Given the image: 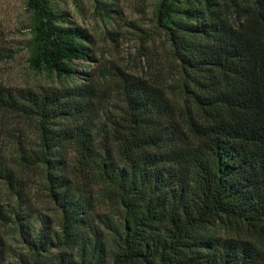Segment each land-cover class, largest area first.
<instances>
[{"label":"trees","instance_id":"obj_1","mask_svg":"<svg viewBox=\"0 0 264 264\" xmlns=\"http://www.w3.org/2000/svg\"><path fill=\"white\" fill-rule=\"evenodd\" d=\"M62 3L25 2L52 82L0 83V264H264V0H156L112 76Z\"/></svg>","mask_w":264,"mask_h":264},{"label":"rangeland","instance_id":"obj_2","mask_svg":"<svg viewBox=\"0 0 264 264\" xmlns=\"http://www.w3.org/2000/svg\"><path fill=\"white\" fill-rule=\"evenodd\" d=\"M26 0H0V83L15 88L47 86L46 75L30 69L27 42L30 39ZM108 12L96 7L94 0H63L61 8L69 11L70 20L89 31L93 42L88 61L75 62L78 72L95 70L112 76L117 67L128 71L139 69L141 46L150 45L146 38L154 32L156 0H105ZM163 40L157 37L155 51L166 59ZM144 72L149 68L143 64ZM59 83L55 81L54 84ZM112 87L110 91L113 90ZM0 198L8 200L0 185Z\"/></svg>","mask_w":264,"mask_h":264}]
</instances>
